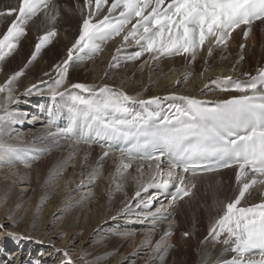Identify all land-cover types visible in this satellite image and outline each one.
Returning a JSON list of instances; mask_svg holds the SVG:
<instances>
[{
  "label": "bare ground",
  "instance_id": "obj_1",
  "mask_svg": "<svg viewBox=\"0 0 264 264\" xmlns=\"http://www.w3.org/2000/svg\"><path fill=\"white\" fill-rule=\"evenodd\" d=\"M18 3L19 0H0V12L18 7ZM55 5L47 10V17L42 12L28 22L21 47L11 57L21 54L20 61L10 64V69L21 71L35 51V47H27L24 56L22 45L30 41L29 38L36 45L40 36L55 29L53 44L51 42L55 46L45 50L46 63L42 58L32 68H22L24 74L14 83L15 102L8 105L19 122L9 125L7 142L26 151L21 158H0V224L5 226L0 230V264H15V261L16 264H62L65 252L74 264L86 261L87 264H224L234 254L226 251L227 246L222 243L205 238L236 194L234 168L195 177L186 174L195 187L189 196L177 200L173 208L172 186L152 188L148 192L141 191V197L135 196L142 185L157 176L155 160H129L123 158L116 147L110 150L100 143H84L77 138L52 140L48 136L49 132L66 127L69 120L67 98L57 96L53 100L50 86L58 71L55 65L67 59V50L79 35L81 13L88 11L84 0H55ZM108 6L100 18L107 14ZM57 12L59 18L53 23ZM12 19L14 16L0 17V36ZM123 35L99 51V57L74 61L68 69L66 84L59 91L64 92L65 88L71 91L70 85L77 83L108 85L141 100L161 97V106L167 109L170 104L179 103L163 99L170 96L220 100L238 95L233 91H220L210 82L224 81L227 77L247 81L246 73L255 76L258 69L264 68V24L259 21L252 25L247 40L243 39L241 29L235 30L227 42L231 44L229 51L221 46L209 56L205 48L194 61L186 55L154 60L152 54L146 53L127 69L124 67L132 61L121 58L137 47L135 42L125 43ZM240 42L245 43V51L238 49ZM52 48L53 53H49ZM113 56H119V61H113ZM14 71H0V85ZM190 74L192 77L188 79ZM162 76L165 78L159 82ZM170 79L176 84L165 86ZM184 80L188 82L179 87ZM33 84L38 85L40 91L26 94V89ZM3 99L4 95L0 94V101ZM49 109L54 110L51 118ZM106 151L109 155L101 161ZM38 153L45 156L39 157ZM122 160L131 163V168L121 175L117 167ZM167 175L168 168H164L158 180ZM261 196L264 190L253 189L249 203H258ZM149 200L151 210L170 211L172 218L156 222L155 227L152 221L144 220L149 210L143 208V203ZM137 202L141 207L135 206ZM129 204L133 205L132 211H123ZM9 230L21 231L25 238L12 239L6 235ZM169 230L171 236L162 241V255L166 257L161 259L156 253V244ZM30 232L45 238L26 234ZM185 232L189 233L187 237ZM134 235V239L129 237ZM172 243L176 248L171 250L168 246ZM260 258V253L248 256L255 261Z\"/></svg>",
  "mask_w": 264,
  "mask_h": 264
},
{
  "label": "snow or ice",
  "instance_id": "obj_2",
  "mask_svg": "<svg viewBox=\"0 0 264 264\" xmlns=\"http://www.w3.org/2000/svg\"><path fill=\"white\" fill-rule=\"evenodd\" d=\"M108 2L84 0L88 11L81 13L79 35L67 50V59L55 65L58 71L50 86L53 100L57 96L67 98L69 120L66 127L49 132L48 136L52 140L77 138L84 143H100L110 150L115 146L121 156L129 160H155L157 176L142 185L135 196L141 197V191L148 192L152 188L172 186L175 188L171 197L173 208L177 200L189 196L195 187L186 174L195 177L198 170L216 172L234 168L236 194L205 239L222 243L227 246L226 251L234 254L224 264H264V196L259 203H249L253 189L264 190V68L258 69L255 76L246 73L247 81L227 77L224 81L210 82L220 91H233L238 95L214 101L170 96L163 99L179 103H172L167 109L161 106V97L141 100L108 85L77 83L70 85L71 91L68 88L59 91L65 86L68 69L74 61L91 57L101 51L104 42L121 33H124L125 43L137 45V50L123 58L128 61H135L146 53L152 54L154 60L186 55L194 61L205 48L211 56L216 48L227 45L235 30L241 29L246 39L255 22L264 24V0H168L167 4L165 0H111L107 14L100 18ZM55 7V0H19L18 7L0 12V17L14 16L0 36V61L16 49L21 37L26 35L30 20L42 12L47 17V10ZM58 16L59 12L52 18L53 23ZM55 35L53 28L38 38L29 63ZM243 47L242 44L241 49ZM119 59L113 56V61ZM23 74V69L15 72L0 85V94L4 95L0 101L3 109L0 112V158H21L26 151L6 139L10 136L9 125L19 122L8 105L15 102L14 83ZM34 91H40L36 84L26 89V94ZM53 115L54 110L49 109L50 118ZM52 122L50 119L49 123ZM108 155V151L104 152L101 161ZM165 163L167 178L158 180L164 172L161 165ZM130 168L131 163L122 160L117 173L122 175ZM177 169L179 171H174ZM151 204L150 200L143 203V208L149 210L144 220L152 221L153 227L160 220L172 218L170 211L151 210ZM135 206L141 207L140 202ZM132 207L126 205L123 211L131 212ZM4 227L0 224V230ZM6 235L12 239L25 238L15 233ZM188 235L184 233L185 237ZM170 236L169 230L156 244V253L161 259L162 241ZM254 250L261 253L259 261L248 259ZM62 264H74L67 252Z\"/></svg>",
  "mask_w": 264,
  "mask_h": 264
},
{
  "label": "rangeland",
  "instance_id": "obj_3",
  "mask_svg": "<svg viewBox=\"0 0 264 264\" xmlns=\"http://www.w3.org/2000/svg\"><path fill=\"white\" fill-rule=\"evenodd\" d=\"M58 18H59V16H58ZM58 18H56V20L58 19ZM262 30V28L260 27V29H259V31H261ZM243 39L244 40H247L248 38H246L245 39V37H244V35H243ZM22 40H23V38L19 41V44H18V46H17V48H16V50L15 51H13L10 55H8V56H6V58L3 60V61H0V71L2 72H11L12 70L14 71L15 70V68H12V69H10V64H13V63H15V62H17V61H20V59L22 58L21 57V54H18L17 56H15L14 58H12L11 59V57H13L15 54H16V52L18 51V49H20V47H21V44H22ZM28 40H30V41H26V44H24V45H22V49H21V53H22V55H24V53H25V50L27 49V47H28V49H30V47L31 48H34L35 47V43L34 42H32L31 41V38H29ZM32 43V44H31ZM30 44V45H29ZM52 44H53V41H52ZM244 45V47H243V49H241V45ZM52 46H55V44L54 45H51V43L50 44H46L42 49H41V51L37 54V57H36V59L34 60V61H32L31 63H29V61H30V59L29 60H27L25 63H24V66H22V68L23 67H25L26 65H27V67H25V70L26 69H28V68H32L33 66H34V64L38 61V60H41L42 58H44V59H42L43 60V63H46V61H47V56L45 55L44 56V54H45V52H47V51H45V50H47L49 47H52ZM230 46H231V44H228V45H226V47H225V50L226 51H229L230 50ZM245 47H246V45H245V43L244 42H240V44H239V46H238V49L242 52V51H245ZM253 47V46H252ZM252 48H250V50H251ZM254 51H255V49H254V47H253V50H252V53H254ZM49 53H53V48L50 50V51H48ZM248 53H250V51L248 50ZM261 53V52H260ZM51 55V54H50ZM25 56V55H24ZM42 56V57H41ZM44 56V57H43ZM100 56V54H98V55H96L95 57H88L89 59H91V58H97V57H99ZM46 58V59H45ZM87 58V59H88ZM44 60H46V61H44ZM58 61H60V60H58ZM241 61H243V59H241ZM57 62V61H56ZM136 62V60L135 61H132V62H130V63H128V65L127 66H125L124 67V69H127V68H131V67H133V65H134V63ZM32 65V66H31ZM22 68H20L21 70H22ZM24 69V68H23ZM17 71V70H16ZM16 71H14L13 73H15ZM19 71V70H18ZM17 71V72H18ZM0 72V73H1ZM132 76H134V74H132ZM192 76H191V74L190 75H188V79L189 78H191ZM160 78H162V79H159L158 81L159 82H161L162 80H164V78L165 77H160ZM188 82V80L187 81H182L181 82V84L179 85V87H182V86H184L186 83ZM168 84H176V81L174 80V79H170V81H168V83L167 84H165V86H167ZM134 85V84H133ZM155 85V84H154ZM154 85H152V86H154ZM186 89H188L187 87H185ZM143 92H144V90H143ZM29 118V117H28ZM29 120V119H28ZM38 156L39 157H43V156H45L43 153H38ZM233 172H234V170H232V172H231V174L233 175ZM62 216H64V215H62ZM7 220V219H6ZM5 220V221H6ZM7 224V223H6ZM8 233H15L16 235H18V236H23V237H25V235L24 234H21L22 232L21 231H18V230H9L8 231ZM26 234H28V235H31V236H36L37 238H45V236L44 235H39V234H32L31 232L30 233H26ZM39 236H42V237H39ZM29 237V236H28ZM36 237H34V238H36ZM117 238L119 237L118 235L116 236ZM129 237H131V238H135V235L134 236H129ZM36 238V239H37ZM77 243H78V241H77ZM185 242H183V244H184ZM149 246H147V248H148ZM168 248H170L171 250L172 249H174V248H176L175 247V244L174 243H172V244H170L169 246H168ZM13 252V249H11L10 250V254ZM39 255V254H38ZM161 257V256H160ZM163 257H166V256H163ZM62 258L64 259V254H63V256H62ZM166 259V258H165ZM15 264H16V261L14 262ZM88 262L86 261L85 262V264H87Z\"/></svg>",
  "mask_w": 264,
  "mask_h": 264
}]
</instances>
